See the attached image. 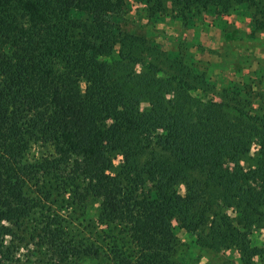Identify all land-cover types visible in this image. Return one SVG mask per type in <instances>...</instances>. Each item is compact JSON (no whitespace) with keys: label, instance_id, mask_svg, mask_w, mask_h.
Segmentation results:
<instances>
[{"label":"trees","instance_id":"16d2710c","mask_svg":"<svg viewBox=\"0 0 264 264\" xmlns=\"http://www.w3.org/2000/svg\"><path fill=\"white\" fill-rule=\"evenodd\" d=\"M127 1L0 0V258H12L5 222L27 218V186L51 173L85 181L99 221L141 245L135 264H179V231L215 257L235 252L225 264H264L250 243L264 230V112L195 94ZM137 1L146 21L257 4ZM34 142L52 146L50 162L27 159Z\"/></svg>","mask_w":264,"mask_h":264},{"label":"rangeland","instance_id":"374dc122","mask_svg":"<svg viewBox=\"0 0 264 264\" xmlns=\"http://www.w3.org/2000/svg\"><path fill=\"white\" fill-rule=\"evenodd\" d=\"M256 5L235 4L224 12L214 9L182 16L170 10L159 19L146 21L138 9L143 5L128 0L130 20L148 25L151 38L162 48L177 54L190 68L195 94L203 98L228 101L251 113L264 112V0ZM134 26V25H133ZM142 62L135 65L136 77ZM145 106L141 104V109ZM30 162L54 157L51 145L34 142L26 153ZM40 188L28 185L27 195L33 206L19 225L5 222L12 230L6 238L12 258H0V264H135L141 245L129 238L121 227L100 222L99 201L87 193L85 181L39 177ZM183 190V189H182ZM178 238L179 264H225L199 247L195 238L182 231ZM252 246L264 244V230L255 228L250 235ZM97 249L99 255L84 254ZM186 252L182 256L183 252ZM181 252V253H180Z\"/></svg>","mask_w":264,"mask_h":264}]
</instances>
